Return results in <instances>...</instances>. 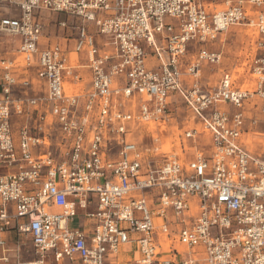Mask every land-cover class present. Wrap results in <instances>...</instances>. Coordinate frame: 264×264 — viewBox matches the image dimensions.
<instances>
[{
	"label": "built area",
	"instance_id": "1",
	"mask_svg": "<svg viewBox=\"0 0 264 264\" xmlns=\"http://www.w3.org/2000/svg\"><path fill=\"white\" fill-rule=\"evenodd\" d=\"M211 6L203 0H0V40L19 39L23 68L36 67L46 85L45 96L14 97L13 88L28 90L30 83L13 74L12 60L0 59V233L26 235L36 257L18 264H45L50 256L114 264L125 245L138 254L126 264H264V0ZM39 12L79 21L58 26L76 33L74 52L87 58L85 93L66 92L65 80L80 78L63 50L40 48ZM235 26L255 35L249 60L204 88L202 67L221 60L204 45ZM190 44L198 49L187 60ZM173 97L198 122L182 133L193 143L189 160L182 141L179 154L157 145L170 128ZM44 105L59 134L49 135L43 113L32 128L15 131L16 120ZM138 125L150 144L131 136ZM244 133L261 138L260 159L238 143ZM200 139L209 142L208 152L199 149ZM51 207L59 211L50 213ZM78 211L85 229L70 226Z\"/></svg>",
	"mask_w": 264,
	"mask_h": 264
},
{
	"label": "crops",
	"instance_id": "2",
	"mask_svg": "<svg viewBox=\"0 0 264 264\" xmlns=\"http://www.w3.org/2000/svg\"><path fill=\"white\" fill-rule=\"evenodd\" d=\"M8 14V13H7ZM6 14V15H7ZM17 12L12 11L9 15H16ZM4 15V12L2 13ZM58 16L51 14L49 12H39L37 14V18L41 22L43 26L42 39L39 43L41 49L49 48L53 46H59L66 58L68 59V64L70 67L74 69V73L77 74L80 78L79 82H72L71 79L65 80V89L66 92L73 95H81L88 91L91 87L90 78L91 72L88 68V62L85 54H76L74 52L75 42H76V33L74 31L63 30L58 26V22L60 21ZM64 20L68 21V24H79L78 20H73L71 18H65ZM90 30H92L91 25H89ZM222 34V33H221ZM221 34H218L220 36ZM98 40V39H96ZM100 41V40H99ZM161 44V42H158ZM20 45L19 39L16 37L4 36L0 40V59H8L12 60L14 64L13 74L19 80H28L30 83V88L28 90H22L19 86L13 88V96L14 97H42L46 95V85L43 81L39 80L36 76L37 68L32 67L29 69L23 68V63L21 58L16 54V50ZM194 44H190L188 46L187 51V60L195 54ZM205 48L209 51L217 52L215 49L211 47V42L206 43ZM196 48V46H195ZM147 64L149 67L153 68L156 65V61L154 57L149 56L147 60ZM206 67V66H204ZM229 72H225L222 74H227ZM230 74V73H229ZM222 78V77H221ZM187 82V80H185ZM202 85V84H201ZM203 86V85H202ZM204 87V86H203ZM179 98H174L176 105H178L177 100ZM50 107L49 105L42 106L37 112L32 111L31 113L25 115L20 119V121L16 120L14 128L15 131L22 125H26L29 128L34 126L37 115L40 113L46 114L47 116V131L50 136H56L59 134L57 125L55 124L54 119L50 116ZM192 119V118H191ZM196 124L197 121H194ZM197 126V125H196ZM175 134V136L180 137L182 141V146L184 150V155L186 160L191 158V155L194 151L192 148L193 143L191 141H186L182 139V134ZM203 141V144H199V149H202L204 152L209 151V142L205 139H200ZM59 140V137L53 138L51 143L55 145ZM238 143L244 150L251 156L260 159L261 158V138L258 136H254L250 133H244L239 139ZM179 150V149H178ZM117 149L114 148L111 150V158L116 159ZM37 153V150L34 151V154ZM180 153V150H179ZM4 173V172H2ZM30 189V188H28ZM59 210L57 208L51 207L49 209L50 213H56ZM70 226L72 228H80L85 229L88 226L87 221L83 217V212L78 211L77 217L71 222ZM0 240L4 241V246L0 247V264H18V263H27L34 261L36 259L33 249L31 246V242L29 238L24 235L17 233L16 231H8L6 233H0ZM179 253L185 254L186 250L180 246H176ZM138 258V254L135 250L134 246L125 245L120 250L116 261L114 264H126L128 261H133ZM45 264H68L67 261L61 260L60 262H55L53 257H47L45 260Z\"/></svg>",
	"mask_w": 264,
	"mask_h": 264
},
{
	"label": "rangeland",
	"instance_id": "3",
	"mask_svg": "<svg viewBox=\"0 0 264 264\" xmlns=\"http://www.w3.org/2000/svg\"><path fill=\"white\" fill-rule=\"evenodd\" d=\"M205 3H211V8H222L224 0H203ZM60 21L64 20L63 16L57 17ZM97 41L101 40L100 38ZM255 40V35L252 31L245 26H235L229 28L223 32L220 36L211 42V47L221 54V60L218 64L202 67L200 82L204 88H209L216 85L222 74L225 72L232 73L237 66L245 64L249 60V49L251 48L252 41ZM194 47V52L198 47ZM243 78L249 79L248 74L244 73ZM242 80L239 81V83ZM178 105L175 100L170 101L171 111V124L169 130L166 133L160 135V140L157 145L160 146V152L162 153H177L179 154V147L177 145L181 138L175 136V134H181L197 124L191 119V115L188 112L185 104L178 99ZM222 107V106H220ZM131 136L138 140L140 144H150V141L146 137V132L141 126H133L130 130ZM199 144H203L202 140H199Z\"/></svg>",
	"mask_w": 264,
	"mask_h": 264
}]
</instances>
